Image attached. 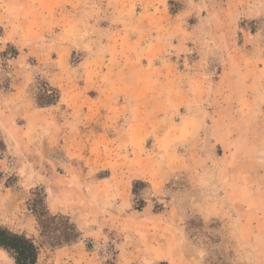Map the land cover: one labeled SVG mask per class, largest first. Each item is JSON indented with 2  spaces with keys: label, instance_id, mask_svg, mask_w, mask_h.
Listing matches in <instances>:
<instances>
[{
  "label": "rangeland",
  "instance_id": "374dc122",
  "mask_svg": "<svg viewBox=\"0 0 264 264\" xmlns=\"http://www.w3.org/2000/svg\"><path fill=\"white\" fill-rule=\"evenodd\" d=\"M257 1L0 0V226L35 240L37 264H264V113L234 119L247 104L218 85L231 57L235 79H261L264 12L239 16ZM43 82L60 92L46 110ZM47 110L73 148L21 151L11 134ZM37 190L76 241L43 235Z\"/></svg>",
  "mask_w": 264,
  "mask_h": 264
},
{
  "label": "crops",
  "instance_id": "0c3cea01",
  "mask_svg": "<svg viewBox=\"0 0 264 264\" xmlns=\"http://www.w3.org/2000/svg\"><path fill=\"white\" fill-rule=\"evenodd\" d=\"M246 2V1H245ZM245 2L243 4H245ZM1 6V5H0ZM239 9V6L237 7ZM236 11V10H235ZM264 12V0H258L257 2L253 3L247 8V11L239 12V16L243 17L248 20H255L259 16H261ZM6 19L4 13L0 14V26H6L4 20ZM213 19H219L213 20L214 23L223 21L222 17L219 15H216V18ZM11 30L8 28L6 29V35L9 34ZM22 38V37H20ZM235 56V54L233 55ZM233 63V64H232ZM236 64H234L233 57H231L229 65L226 66L225 70L223 71V77L219 81L218 85L223 87L224 85H227L230 90V98L232 99V102L230 103H236L240 105H244L242 108H240L238 111H236L235 115L233 116L234 119H238L243 121L244 123L247 121H250L252 124L254 121H257L258 118L262 117L264 113V62L263 65L258 67V74L260 75L261 79L259 81L253 80L249 81L247 83L246 81H239V79H235L236 72ZM247 70L245 71V73ZM244 73V74H245ZM231 76L233 78H231ZM258 89L254 92L250 91L249 89L251 87ZM258 96V97H257ZM258 98V99H257ZM228 103V104H230ZM225 105V104H223ZM255 105V107H253ZM41 110H46L45 108H40ZM39 109V110H40ZM228 112H230L231 108H227ZM31 116H39V119L36 123H33V118ZM27 124L23 126L21 129L14 130V133H12L13 139H15V142L22 147L21 151H26L30 149L32 146L35 147L37 151H40L41 153L48 155L49 151H51L50 145L53 146L54 144H58L61 142V140L65 143L66 151L69 152L73 148L74 140L73 135L75 133L71 134L72 129H65V125H67V122L64 124H61L59 122V119L56 118L55 114H50L47 111H37L36 113H28L27 114ZM5 121V118L2 119ZM69 123L68 125H75L74 120L68 119ZM40 125V126H39ZM50 125V127L48 126ZM52 125V127H51ZM11 126V125H9ZM36 126V127H35ZM12 127V126H11ZM61 128H64L60 131ZM68 131V132H67ZM258 131H262L260 135L264 136V130L263 129H257V131H254L252 134H258ZM48 138H46V137ZM264 151V148L263 150ZM259 153V152H257ZM252 156L256 153L254 152H246L244 149L241 152L235 151V157H240L239 159L235 158L233 165L236 168H243L248 164L249 161H247V156ZM244 155V156H243ZM242 156L244 157V160L242 159ZM1 161V160H0ZM3 163V161H1ZM255 164L258 166H264L261 165V161L254 160ZM57 177L54 178V180ZM54 182V181H53ZM52 182V185H53ZM66 188H55V186H52V189H57V197H66L69 192V185L65 186ZM61 189V190H60ZM60 190V191H59ZM53 194H55V191H52ZM64 199V198H63ZM71 198L64 203L67 202V205L70 203ZM129 215V214H128ZM130 216H134V213L131 212Z\"/></svg>",
  "mask_w": 264,
  "mask_h": 264
},
{
  "label": "trees",
  "instance_id": "16d2710c",
  "mask_svg": "<svg viewBox=\"0 0 264 264\" xmlns=\"http://www.w3.org/2000/svg\"><path fill=\"white\" fill-rule=\"evenodd\" d=\"M17 55L18 51H15L13 57ZM4 56H6V54H4ZM41 88V92L37 97V104L39 107H50L59 102L60 92L58 89L51 86L48 82H43ZM138 184L144 185L145 183L137 182L135 183V187ZM134 193H136V190H134ZM33 196L34 198L29 201V207L36 217L43 235H50L52 230L54 232L58 231L59 235L56 239V246L72 243L80 237L81 233L79 229L69 217L63 214L51 213L47 204L46 195L43 194L42 190L34 191ZM144 205L145 203L141 202L136 209L142 210ZM0 248L12 255L15 264L38 263L40 247L36 244L35 240L24 234L14 233L1 226Z\"/></svg>",
  "mask_w": 264,
  "mask_h": 264
}]
</instances>
